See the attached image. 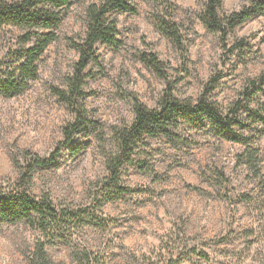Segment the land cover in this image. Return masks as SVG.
Here are the masks:
<instances>
[{"label":"rangeland","instance_id":"374dc122","mask_svg":"<svg viewBox=\"0 0 264 264\" xmlns=\"http://www.w3.org/2000/svg\"><path fill=\"white\" fill-rule=\"evenodd\" d=\"M101 1L72 0L38 78L23 94L0 96V185L18 181L32 157L50 156L74 120L53 90L67 89L78 61L69 41L84 37L86 9ZM253 1L225 0L221 14ZM135 3L137 13L111 14L119 43L99 44L98 61L87 68L82 102L102 132L78 134L74 144L85 146L81 152L62 147L56 162L36 169L32 179L31 191L48 195L58 208L97 206L91 209L96 222L48 247L46 261L36 255L41 233L24 223L0 224V264H80L86 254L89 264H264V135L255 139L260 177L240 163L242 144L183 124L177 139L147 138L136 154L139 164L122 168L118 188L105 186L106 157L116 151V131L133 121L134 97L155 108L171 85L178 99L195 101L219 80L210 98L226 109L249 79L264 74V16L237 26L224 40L199 19L205 0ZM169 5L185 50L158 27ZM23 33L0 28V65ZM143 54L157 55L165 77L140 59Z\"/></svg>","mask_w":264,"mask_h":264},{"label":"trees","instance_id":"16d2710c","mask_svg":"<svg viewBox=\"0 0 264 264\" xmlns=\"http://www.w3.org/2000/svg\"><path fill=\"white\" fill-rule=\"evenodd\" d=\"M136 0H102L92 3L86 9V31L79 41L70 39V45L78 53L67 89L55 88L54 94L74 114V120L63 128V140L48 157L34 156L26 166L21 167V177L10 185H0V224L24 223L42 235L38 241L37 258L46 261L47 248L57 241L68 240L72 229L85 227L96 222L91 213L93 207L55 206L48 195L37 196L31 191L36 169L48 168L56 162L62 147L81 152L85 146L74 144L75 137L86 130L102 132L99 122L88 115L82 102L84 86L89 74L87 68L98 61L97 46H116L119 41L117 21L111 18L114 12L137 13ZM225 0H205L202 24L211 31H217L226 40L230 31L251 18L264 16V1L256 0L230 15L221 14ZM72 0H0V28L12 26L24 33L16 39V47L8 51L9 60L0 65V96L13 97L28 90L39 76V63L46 50L57 39L56 31L72 7ZM175 7H167L168 14L158 17V27L175 46L185 50L183 36L173 19ZM240 46L244 41L238 42ZM140 59L159 76L165 77L162 62L155 54H143ZM219 80H211L204 93L195 101L180 100L171 85L165 89L155 108L145 106L134 97L133 121L119 128L115 134L116 151L106 157L107 183L109 188H118L122 168L136 166V154L145 145L147 138L166 137L177 139L176 130L187 124L198 130L210 129L221 139L240 143L244 151L239 155L241 164L254 173L263 176L260 170L261 157L255 139L264 135V74L249 79L237 98L226 109H222L210 98ZM213 84V85H211ZM102 137V136H101ZM144 165H140V168ZM264 182V181H263ZM120 191L131 189L119 188ZM98 198L96 197V200ZM206 257V254L200 253ZM90 263L86 254L80 264Z\"/></svg>","mask_w":264,"mask_h":264}]
</instances>
